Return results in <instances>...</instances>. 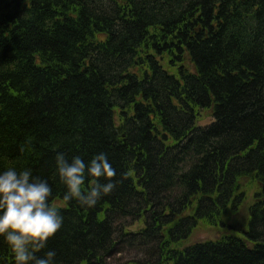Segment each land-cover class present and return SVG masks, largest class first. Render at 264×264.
I'll return each instance as SVG.
<instances>
[{"label":"trees","instance_id":"trees-1","mask_svg":"<svg viewBox=\"0 0 264 264\" xmlns=\"http://www.w3.org/2000/svg\"><path fill=\"white\" fill-rule=\"evenodd\" d=\"M209 120L207 121V119ZM115 183L65 202L55 157ZM52 188L54 264H264V0H0V172ZM252 194L243 235L222 228ZM143 252V253H142ZM0 264H14L0 237Z\"/></svg>","mask_w":264,"mask_h":264},{"label":"clouds","instance_id":"clouds-1","mask_svg":"<svg viewBox=\"0 0 264 264\" xmlns=\"http://www.w3.org/2000/svg\"><path fill=\"white\" fill-rule=\"evenodd\" d=\"M55 161L59 178L66 187L65 202L74 199L81 206L91 208L116 186L113 182H94L87 191L83 190L86 175L109 181L115 177L116 171L105 153L93 156L87 164L80 156L69 162L63 153H58ZM51 195L48 182L33 176L30 169L8 168L0 172V237L13 254L14 264H54L55 251L40 255L63 223V217L49 203Z\"/></svg>","mask_w":264,"mask_h":264},{"label":"rangeland","instance_id":"rangeland-1","mask_svg":"<svg viewBox=\"0 0 264 264\" xmlns=\"http://www.w3.org/2000/svg\"><path fill=\"white\" fill-rule=\"evenodd\" d=\"M209 118L207 119V121ZM255 188H253L249 194L250 196L245 201L243 206L240 208L237 214H228L225 219L227 227L222 228H205L200 227L196 230L187 242L186 245L193 244L194 242L206 241L209 239H217L225 234H235L237 236H242V230L246 229L249 222V207L253 203L252 194ZM143 253V252H142ZM142 260L141 253L139 251L131 250L128 252L120 253L110 259L109 264H125L127 262H134Z\"/></svg>","mask_w":264,"mask_h":264}]
</instances>
